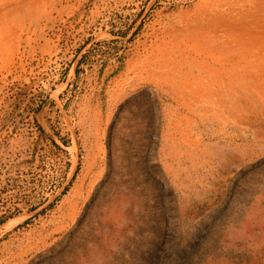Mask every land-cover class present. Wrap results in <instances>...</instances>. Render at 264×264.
<instances>
[{
  "label": "rangeland",
  "instance_id": "374dc122",
  "mask_svg": "<svg viewBox=\"0 0 264 264\" xmlns=\"http://www.w3.org/2000/svg\"><path fill=\"white\" fill-rule=\"evenodd\" d=\"M0 264H264V0H0Z\"/></svg>",
  "mask_w": 264,
  "mask_h": 264
},
{
  "label": "trees",
  "instance_id": "16d2710c",
  "mask_svg": "<svg viewBox=\"0 0 264 264\" xmlns=\"http://www.w3.org/2000/svg\"><path fill=\"white\" fill-rule=\"evenodd\" d=\"M115 127V124H114V126H113V128ZM112 128V131H114V129ZM110 143L112 144V139H111V137H110Z\"/></svg>",
  "mask_w": 264,
  "mask_h": 264
}]
</instances>
